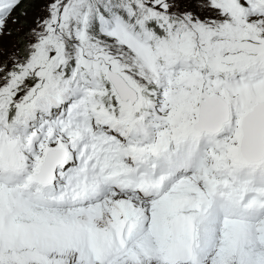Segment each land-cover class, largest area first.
Here are the masks:
<instances>
[{
    "label": "snow or ice",
    "instance_id": "snow-or-ice-1",
    "mask_svg": "<svg viewBox=\"0 0 264 264\" xmlns=\"http://www.w3.org/2000/svg\"><path fill=\"white\" fill-rule=\"evenodd\" d=\"M37 5L0 58V264H264V0H0V36Z\"/></svg>",
    "mask_w": 264,
    "mask_h": 264
},
{
    "label": "rangeland",
    "instance_id": "rangeland-1",
    "mask_svg": "<svg viewBox=\"0 0 264 264\" xmlns=\"http://www.w3.org/2000/svg\"><path fill=\"white\" fill-rule=\"evenodd\" d=\"M42 14L43 13L41 12L40 6L37 5L35 6V8L31 9L30 12H28V16L26 18L23 17L20 18V23L21 21H23L24 23L27 24L26 26H31L32 19ZM20 23L12 24L11 21H9L7 25V29L11 30L13 32V35L0 36V53H2V55H0V58H6L9 53L13 52L16 49L17 47L16 41L18 38L17 36L18 34L22 33V31L20 30L21 29Z\"/></svg>",
    "mask_w": 264,
    "mask_h": 264
},
{
    "label": "trees",
    "instance_id": "trees-1",
    "mask_svg": "<svg viewBox=\"0 0 264 264\" xmlns=\"http://www.w3.org/2000/svg\"><path fill=\"white\" fill-rule=\"evenodd\" d=\"M33 8H35V6L29 8V9H28V12H30V10L33 9ZM22 25H27V24L24 23L23 21H21V23H20V27H21V29H20V30L23 32L24 30H26V28L22 27ZM23 28H24V30H23ZM17 37H18V36H17Z\"/></svg>",
    "mask_w": 264,
    "mask_h": 264
}]
</instances>
